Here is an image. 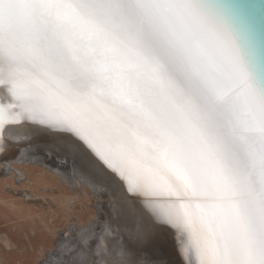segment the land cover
Listing matches in <instances>:
<instances>
[{
    "label": "bare ground",
    "instance_id": "6f19581e",
    "mask_svg": "<svg viewBox=\"0 0 264 264\" xmlns=\"http://www.w3.org/2000/svg\"><path fill=\"white\" fill-rule=\"evenodd\" d=\"M151 140L190 186L183 203ZM36 145L70 164L34 155ZM31 165L106 200L124 254L201 264L192 240L203 264H264V0H0V219L19 220L0 230V264L34 250L33 235L40 264H102L96 242L68 254L74 241L26 197L5 195L32 180ZM37 221L46 232L27 229Z\"/></svg>",
    "mask_w": 264,
    "mask_h": 264
},
{
    "label": "rangeland",
    "instance_id": "374dc122",
    "mask_svg": "<svg viewBox=\"0 0 264 264\" xmlns=\"http://www.w3.org/2000/svg\"><path fill=\"white\" fill-rule=\"evenodd\" d=\"M127 97H129V96H127ZM109 98H112V97H109ZM116 100L118 102H120L119 97H116ZM116 100L114 102H116ZM134 100L136 101L137 97ZM132 102L133 101H131L130 103L126 102L127 103L126 106H128L129 104H132ZM140 103H142V102H140ZM145 108L146 109H143V111L141 112V116L146 120L147 124L149 126H151L152 130L149 132L152 135L154 133L152 138H156L157 136H159V134L161 132L160 124L157 120H155L156 119L155 116L149 110V106L146 103H145ZM129 109L130 108H127L126 110L129 111ZM152 118H154V120L151 121ZM154 122H155V124H154ZM142 127H146V126H142ZM141 130L145 131L144 129H141ZM145 132H147V131H145ZM163 134H164V132H161L160 138L163 136ZM147 143H149L147 145L152 148V149L150 148L152 150V157L155 158L158 162L160 174H162V176H164L165 173L167 174V176L164 178V180L167 184V187L169 186L168 188L169 189L171 188V190H170L171 193L176 195V196H174V198H172V200L176 201V199H177V201H179L181 203L188 200V195L185 193V190L186 189L190 190V186L187 183L181 184V183H184V181H181L179 174L176 175V177L173 176V173L169 169L170 167H168L167 165L169 164L172 167H175V165L171 162L168 155H164V159H161V157H158V155H157L158 149H157L156 143H154L153 140L148 141ZM35 147H36V148H34L35 151L33 149L34 152L33 151L32 152L34 155H36L38 157L42 156L47 161H49V162H51L57 166H60L62 168H66L70 164L68 161H64L59 157V152L61 153L62 151H60L58 149L57 150L56 149H54V150L49 149L47 145L46 146L41 145V146H39V148H38V145H36ZM43 150L44 151L46 150V152H44ZM50 150H51V152H50ZM38 167L34 166V165L27 167V169H30V170L29 171L26 169L25 170L27 172H29V174L31 173L29 175L30 176L29 179H31V176H32V180H29V182H26L22 178L20 181L21 183L18 182L17 180H15L16 182H18V184H17L18 186H14L15 189L14 188L11 189V187H10L8 189V191L5 193V195L6 196L8 195L9 197L15 196L16 198L21 197L20 198L21 201H24V199H25L24 197H26L25 200L29 202L28 204L33 208L35 207L34 209H37L38 211H40L42 214L41 215L42 218L46 219L45 224H52V227H53L55 232L56 231H62L63 236L66 237L67 243L74 241L72 246L67 249L68 254H73L74 252H76L81 247H88L87 245L90 242L94 241V242H96L95 243L96 249L98 250V252H100L101 256L104 258V261L102 262V264H159L155 260L152 252H147L145 250H142L140 252H135L133 250V253H131L130 255L124 254L122 252L120 245L117 244V242H116L117 240H119L122 237L120 229L117 226H113L109 220L107 221L104 218V216L106 215V211L104 210V205L106 204V200H99V198L96 196V194L93 192V190L88 185L81 183V180H79V179H70L69 182L64 180V179L62 180L60 178H57V176L50 175V173L48 171L43 170L44 168H42V167L38 168ZM14 171L17 173L18 169L14 168ZM44 175H46V176H44ZM56 175H59V173H56ZM179 182H180V184H179ZM186 184H187V187H185ZM20 185H22V187ZM24 185L25 186L27 185V188ZM32 188H33V192L35 191L34 193L31 192ZM28 189H31V190H28ZM11 192H12V195H11ZM32 193L36 194V197L34 195V196H30L31 197L30 198L29 194L33 195ZM23 194H24V196H23ZM44 196H46V197H44ZM33 197L35 198V200ZM47 197H48V199H47ZM183 197L185 198L184 200H182ZM22 198H24V199H22ZM51 198L54 199L55 201L56 200L57 201L53 203V200H50ZM20 199L18 198V200H20ZM43 199H46V200H43ZM56 203H57V208H56ZM59 203L61 205H59ZM31 204H34V205H31ZM40 204L42 205V207ZM35 205H37V207ZM182 207H183L182 209L185 210V212L183 211V215L185 217L181 216L182 217L181 220L182 221L186 220V222H185L186 226H191V228H192V225L194 226L193 222L190 221L191 223H189V222H187V220H189L192 217L191 215H193V214L191 211L187 212V208H185L184 205H182ZM40 208H42V210ZM52 209H55V211ZM42 211L44 213H42ZM4 213L6 216H8V218L7 219H5V218L0 219V230L1 231L2 230L8 231V228L10 229L11 227H13V225L19 220L17 219L16 216L12 215V217H11V214L9 215V213L6 211H4ZM196 213H197V211H196ZM43 216H45V218ZM186 216H187V218H186ZM9 217L11 218L10 221H9V219H10ZM12 219H13V221H12ZM41 225H42V227H41ZM4 226H6V227H4ZM28 226L29 227H27V229L29 231H30V229H32V227L33 228L36 227V229H40L39 227H41V229L38 230V232H37L38 235L40 234L41 231L46 232V230H45L46 228H45L44 224L40 223L38 221H37L36 226L33 223H32V225L29 224ZM4 229H7V230H4ZM1 231H0V233H1ZM14 234H15V232H14ZM33 236H34L33 241H34V246H35L34 250L25 249V250L20 251V252H15L12 256L8 257L5 260V263L6 264H40V250L43 247V244H42L43 238H41V236L35 238V236H37V235H33ZM187 240H189V239H187ZM113 242H116V243L113 244ZM191 244H193L194 246ZM190 245L192 247V250L190 249L191 252H193L195 249H197L196 247L199 246V248H200V246H201V251L199 253L197 252V256L200 260L199 262L201 264H203V258L201 260V257L205 258V256H206L205 254L207 253L205 251L206 248L204 247V245L202 246L201 243L200 244H197V243L194 244L192 242V240L190 241ZM47 246H49V248H47L48 251L55 249L54 242L53 243L49 242V244ZM132 248H133V246H132ZM193 248H195V249L193 250ZM203 248H204V250H203ZM199 254H200V257H199ZM7 260H8V263H7ZM160 264H166V262L164 261Z\"/></svg>",
    "mask_w": 264,
    "mask_h": 264
}]
</instances>
